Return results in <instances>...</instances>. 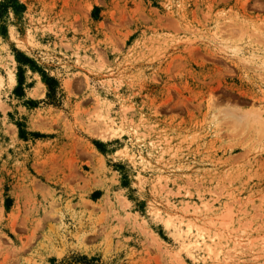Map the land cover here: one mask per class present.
<instances>
[{
  "label": "rangeland",
  "instance_id": "obj_1",
  "mask_svg": "<svg viewBox=\"0 0 264 264\" xmlns=\"http://www.w3.org/2000/svg\"><path fill=\"white\" fill-rule=\"evenodd\" d=\"M263 102L264 0H0V264H264Z\"/></svg>",
  "mask_w": 264,
  "mask_h": 264
},
{
  "label": "bare ground",
  "instance_id": "obj_2",
  "mask_svg": "<svg viewBox=\"0 0 264 264\" xmlns=\"http://www.w3.org/2000/svg\"><path fill=\"white\" fill-rule=\"evenodd\" d=\"M258 109L259 110L256 111L250 110L249 112L248 111L239 112L236 111L235 109L228 108L225 110V115L227 118H231L236 125L238 124V126L239 125L242 126L240 123H242L244 126V124L249 125L251 123L257 122L261 125L262 128H264V102L261 104V106ZM110 134L107 135L110 137ZM204 207L208 209L207 205H205ZM186 209H189V205L186 206ZM197 209L203 210L201 207H198ZM182 218H184V216ZM168 220H171V218H169ZM187 226L188 228H184V230H182L183 229L182 227H179L180 228L179 232H178L179 228L177 229V233H179L178 234L179 239L182 242L183 246L185 247L192 246L193 248H196L197 251L199 252V256L202 259L204 257L203 254L205 251H207V254L209 256H212L217 248L216 238L213 236H208L207 234L204 233H200L201 229L200 228L194 229L191 224H187Z\"/></svg>",
  "mask_w": 264,
  "mask_h": 264
}]
</instances>
